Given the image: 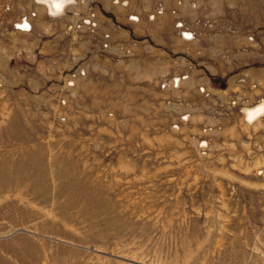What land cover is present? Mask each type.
<instances>
[{
  "label": "rangeland",
  "instance_id": "rangeland-1",
  "mask_svg": "<svg viewBox=\"0 0 264 264\" xmlns=\"http://www.w3.org/2000/svg\"><path fill=\"white\" fill-rule=\"evenodd\" d=\"M219 1L251 81L190 121L138 91L77 100L45 6L0 0V264H264V0Z\"/></svg>",
  "mask_w": 264,
  "mask_h": 264
},
{
  "label": "crops",
  "instance_id": "crops-1",
  "mask_svg": "<svg viewBox=\"0 0 264 264\" xmlns=\"http://www.w3.org/2000/svg\"><path fill=\"white\" fill-rule=\"evenodd\" d=\"M69 7L76 15L93 12L98 27L84 25L69 38L64 30ZM45 8L58 23L41 22L49 28L46 52L51 60L86 70L77 79V100L82 102L122 98L126 103L138 91L143 98L149 96L145 101L156 96L158 103L175 114H188L190 121L213 120L216 117L205 111L222 112L220 107L243 96L242 87L251 81L249 71L238 63L247 43L237 27L228 29V21L237 22L224 20L219 0H77L57 16ZM166 81L170 88L161 87Z\"/></svg>",
  "mask_w": 264,
  "mask_h": 264
},
{
  "label": "water",
  "instance_id": "water-1",
  "mask_svg": "<svg viewBox=\"0 0 264 264\" xmlns=\"http://www.w3.org/2000/svg\"><path fill=\"white\" fill-rule=\"evenodd\" d=\"M35 1L45 5L47 7L49 14L57 16L66 13L67 6L75 3L77 0H35ZM18 26L23 29H29L30 23L24 20L22 23L18 24Z\"/></svg>",
  "mask_w": 264,
  "mask_h": 264
},
{
  "label": "built area",
  "instance_id": "built-area-1",
  "mask_svg": "<svg viewBox=\"0 0 264 264\" xmlns=\"http://www.w3.org/2000/svg\"><path fill=\"white\" fill-rule=\"evenodd\" d=\"M93 17H94V14H92L91 16H88V14H85V17L84 16L80 17V21L82 20V22H85L86 24H88L89 27L91 25L94 28L98 25V23L93 19ZM80 21L76 20L77 27H80L82 24H84V23H81Z\"/></svg>",
  "mask_w": 264,
  "mask_h": 264
},
{
  "label": "flooded vegetation",
  "instance_id": "flooded-vegetation-1",
  "mask_svg": "<svg viewBox=\"0 0 264 264\" xmlns=\"http://www.w3.org/2000/svg\"><path fill=\"white\" fill-rule=\"evenodd\" d=\"M82 16H84L85 17V13L84 14H79V16H78V19H77V21H80V17H82ZM81 23H84V24H82L80 27H78V29H81L84 25H87L88 26V24H86L85 22H82V20L80 21ZM180 25H181V23H179ZM98 26V25H97ZM96 26V27H97ZM88 28H90V27H88ZM95 28V27H94ZM94 28H93V30H94ZM186 31L185 30H182V34H184ZM190 34H192L191 32H190ZM186 35H188V34H186ZM163 84V83H162Z\"/></svg>",
  "mask_w": 264,
  "mask_h": 264
}]
</instances>
